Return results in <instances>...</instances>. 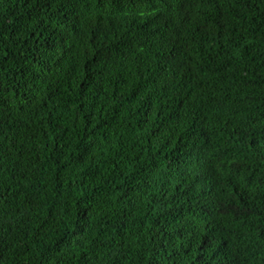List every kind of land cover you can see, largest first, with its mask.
<instances>
[{
  "label": "trees",
  "instance_id": "1",
  "mask_svg": "<svg viewBox=\"0 0 264 264\" xmlns=\"http://www.w3.org/2000/svg\"><path fill=\"white\" fill-rule=\"evenodd\" d=\"M0 264H264V0H0Z\"/></svg>",
  "mask_w": 264,
  "mask_h": 264
}]
</instances>
